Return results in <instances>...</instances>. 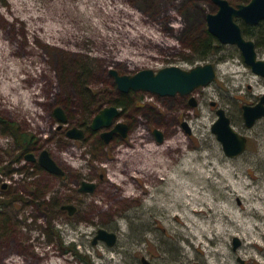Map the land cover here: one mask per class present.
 Wrapping results in <instances>:
<instances>
[{
  "label": "rangeland",
  "instance_id": "1",
  "mask_svg": "<svg viewBox=\"0 0 264 264\" xmlns=\"http://www.w3.org/2000/svg\"><path fill=\"white\" fill-rule=\"evenodd\" d=\"M78 1L82 3L74 0H18L17 4L20 2L21 5H14L0 0V18L7 22L0 23V31H6L1 42L6 48L1 51L0 60L4 66L15 68L17 73L11 75L7 70L4 75L0 73V120L12 121L16 126L10 128L0 121V197L4 195L1 191L3 182L12 188L8 196H64L62 182L44 172L34 173L25 167L29 161L22 157L17 159L19 149L15 140H19L21 134L38 136L56 158L66 156L59 137H52L58 124L53 118V106L62 104L69 95L76 102L74 93L66 88L67 82L58 88L53 79L54 72H60L56 66H60L62 55L50 52L33 40V6H43L47 11L53 8L58 18L67 11L69 15L82 19L81 23L75 22V25L82 26L81 30L102 33L106 39L101 43L104 59L110 54L118 57L124 48L128 55L140 59L136 64L121 63L122 71L130 66H147L151 60L174 63L181 61L179 56L189 58L190 45L197 37L206 34L205 15L217 9L211 0H109L110 6L129 9L132 17H139L140 23L129 26L135 35L131 38L133 36L128 37L123 32L125 25L120 28L109 25L108 21H114L120 14L109 15L107 11L111 8L106 0L95 9L90 0ZM228 1L234 4L241 0ZM21 8L25 12L20 11ZM22 16H26V20H22L25 17L19 19ZM124 19L131 20V17L125 16ZM22 31L24 34H20ZM140 31L151 32L156 39H148L140 35ZM256 51L258 57L264 59V47H257ZM205 62L215 66L216 77L208 85L186 95L197 100L194 109L185 105L177 108L181 99L186 101L177 95L152 101L156 108L168 112L167 116L150 114L146 119L145 111L141 110L129 143L132 146L137 143L134 146L137 151L133 153L145 149V154L139 159L130 156L133 154L129 153L130 149L121 151L125 164L130 165L128 171L114 169V165L104 160L102 152L99 166L105 181L101 196L108 201L103 203V212L114 209L118 203L120 210L130 208V203L123 201L124 197L114 189L120 187L118 182H128L132 186L137 179L146 195L138 217H132L129 210L128 218L119 217L114 221L120 234L113 248L101 244L94 248L96 252L87 251L91 264H142L141 257L151 264H221L223 260L226 264H264V209L257 206L264 201L259 198L264 195V117L246 127L241 114L243 104L256 103L264 92V77L251 71L239 49L232 44L218 42L206 60H199V64ZM19 64L24 67L22 70L18 69ZM100 74L101 84L111 83L104 71ZM211 101L224 108L234 129L246 136V149L241 155L227 157L211 131L216 118ZM70 110L72 113L78 111L76 106ZM183 121L190 128L189 132L183 127ZM147 126L162 130L161 143L150 136L149 142L142 145L145 140L140 138L147 132ZM73 145L72 152L79 153V148ZM152 145L160 148L152 149ZM192 153L194 160H191ZM80 154L81 158L84 157L83 150ZM7 164L23 166L25 171L7 172L3 170ZM198 164L203 166L204 176L200 183L191 184L184 172L193 166L198 168ZM154 170L157 176L151 175ZM182 170L183 176L180 175ZM179 192L183 193L180 200L177 198ZM202 194L205 199L200 197ZM252 206L255 209L248 212ZM191 209L200 211L191 213L188 211ZM101 223L111 225L106 213ZM234 237L240 240L237 248H233ZM248 241L253 243L249 245ZM220 247L225 251L224 256L217 253ZM207 249L211 253H207ZM24 256L34 263L30 252Z\"/></svg>",
  "mask_w": 264,
  "mask_h": 264
},
{
  "label": "flooded vegetation",
  "instance_id": "2",
  "mask_svg": "<svg viewBox=\"0 0 264 264\" xmlns=\"http://www.w3.org/2000/svg\"><path fill=\"white\" fill-rule=\"evenodd\" d=\"M74 1L75 3H82L78 0ZM90 1L92 8H98L103 3V0ZM211 1L218 9V5L213 0ZM248 1L241 0L233 4L227 0L234 7ZM107 2L109 0H106ZM107 4L109 5V3ZM109 7H113L110 11H107L109 15H115L118 12L117 15L120 14L119 18H121L108 21L109 25L119 28L120 25H125V31L123 32L128 34V37L133 36L129 26L140 23L139 17H132V12L129 9L124 8L129 12L123 14L118 11V6L109 5ZM75 8L73 6L74 10ZM87 9L89 8L87 7ZM32 13L33 40L45 46L50 52H58L62 55L60 66H56V69L59 68L60 72L59 74L54 72L53 79L58 88H62L63 84L67 82L66 88L74 93L76 102L69 95L62 104L55 103L53 106V118L58 124L52 137L56 135L59 137V142L64 148L66 156L57 157V160L51 150L45 144H42L41 139L35 134H29V141L27 142L21 143L15 140L19 149L17 159L22 157L29 161V165L25 167L31 169L34 173L44 172L50 178L62 182L64 196L23 197L18 194L8 196L7 194L12 189L10 184L7 182L1 184V191L4 195L0 197V264H91L88 259L90 256L86 254L87 251L96 252L94 248L101 244L113 248L120 234L114 221L118 220L119 217L128 218L130 216L127 214L129 210L132 217H138V212L143 207V199L146 195L144 187L137 179L135 183H131L132 186L128 182H118L120 187H114V189L120 194V197H124L123 201L130 203V208L120 210L118 203L113 207L114 209L103 212V203L108 201L101 196L102 183L105 181V175L99 166L102 164V152L104 151V160L114 165V169L128 171L130 165L125 164L126 160L124 157L122 158L121 151L126 149H130L131 152L129 153L137 151L134 148L137 143L132 146L129 142L137 119L142 114V109L146 113V119H149L150 114L167 116L168 112L163 111L162 108H156V104L152 101L155 100L154 98L177 95H180V98H186L185 102L182 99L180 100L177 108L185 105L194 109L198 104L193 96L188 98L186 95L178 93L161 96L131 88L123 91L117 84L115 76L133 75L142 69H151L156 72L166 66L190 69L199 65L200 59L193 42L187 54L189 58L186 55L179 56L181 61L174 63H158L156 60H151L150 63H147V66L132 68L130 66L122 71L120 69L121 63L136 64L140 59L128 55L125 48V51L118 57L115 58L112 56L113 54H110L104 59L101 43L103 39L105 41L106 39L102 37L103 34L90 29H86L87 31L81 30L82 26L75 25V22L81 23L82 21L78 16L69 15L66 11V13L62 12L58 18L55 16L53 8L47 11L43 6L36 5L33 6ZM125 16H130L131 20H123ZM2 21L7 23L0 18V23ZM236 21L240 24L242 20L236 19ZM205 25L204 29L207 30V24L205 23ZM0 33L5 37L6 31H0ZM138 33H142L140 35H144L148 39H156V35L151 32L140 31ZM20 34H24V32L22 31ZM134 36L131 38H134ZM17 67L19 70L24 68L20 64ZM103 71L110 79V84H101L102 82L99 81L98 75H101L100 73ZM49 79H51L49 82L52 83V78ZM191 98H193V101ZM34 104L40 106L41 103L34 102ZM72 106L77 107V113L71 112L70 108ZM217 106L216 103L213 107L216 109ZM110 107H114L117 111V115L112 119L111 124L108 127L92 128L93 119L103 109ZM57 109L61 110L64 121L59 120ZM0 121L10 128L16 127L12 121L4 122L3 119ZM182 125L188 132L190 131L186 122L183 121ZM155 129L158 130L156 127L147 126V132L140 138L145 140L143 146L149 142L150 136L156 142H162L157 140ZM159 130L163 140L164 134L160 128ZM106 138L108 139L106 140ZM71 145L79 148V153L74 154L70 149ZM44 149L48 151L49 157L54 161L55 171L45 168L40 163V154ZM82 150L84 151V157L81 158L80 153H82ZM140 150L130 156H137L140 159V155L145 154V149ZM62 159L63 161H61ZM143 160L145 161V158ZM25 167L7 164L3 167V170L13 173L25 171ZM128 188H131V190L128 191ZM104 213L108 215L111 225L101 223ZM40 220H42V225H39ZM104 235L105 239L102 237ZM109 235H112V244H108L111 238ZM27 252L32 254L31 257L34 263L28 261L24 256V253ZM148 262L151 264L149 260Z\"/></svg>",
  "mask_w": 264,
  "mask_h": 264
},
{
  "label": "water",
  "instance_id": "3",
  "mask_svg": "<svg viewBox=\"0 0 264 264\" xmlns=\"http://www.w3.org/2000/svg\"><path fill=\"white\" fill-rule=\"evenodd\" d=\"M213 1L218 5V9L214 13L206 14L207 31L218 42L235 45L239 49L244 63L250 67L251 71L264 77V59L258 57L254 41L244 36L240 24L236 21V19H240L246 24L255 25L264 20V0H249L237 7L230 5L227 0ZM215 77V66L211 62H206L190 69L177 66H166L156 72L151 69H142L133 75L115 76V79L123 91L131 88L164 96L177 93L188 95L194 89L208 85ZM191 100L193 101V98ZM210 105L215 106L216 102L211 101ZM57 111L59 120L64 121L61 110L57 109ZM215 114L216 118L211 124V131L220 142L224 154L227 157L241 155L246 149V136L234 129L224 108L217 106ZM116 115L117 111L114 107L105 108L93 119L91 127H108ZM262 117H264V92L256 103L242 105V118L246 127L253 126ZM154 131L157 134V140L162 141L160 131L156 129ZM40 163L51 171L55 168L54 161L45 149L41 151ZM102 237L105 239V235ZM110 237L108 244L113 243L112 235ZM232 244L233 248H237L240 240L234 237ZM141 261L142 264H149L144 257L141 258Z\"/></svg>",
  "mask_w": 264,
  "mask_h": 264
},
{
  "label": "trees",
  "instance_id": "4",
  "mask_svg": "<svg viewBox=\"0 0 264 264\" xmlns=\"http://www.w3.org/2000/svg\"><path fill=\"white\" fill-rule=\"evenodd\" d=\"M240 27L242 33L246 38H250L254 41L256 48L264 47V20H261L255 25H249L240 21ZM205 35L197 37L194 40V48L197 50V54L200 60H206L211 55L216 47L218 40L205 30ZM20 135V134H19ZM28 134H21L18 138L19 142H27Z\"/></svg>",
  "mask_w": 264,
  "mask_h": 264
},
{
  "label": "bare ground",
  "instance_id": "5",
  "mask_svg": "<svg viewBox=\"0 0 264 264\" xmlns=\"http://www.w3.org/2000/svg\"><path fill=\"white\" fill-rule=\"evenodd\" d=\"M7 2H9L10 4H14V5H21V3L19 2V4H17L18 3V0H7ZM105 7H107V6H105ZM109 8H111V7H109ZM113 8V7H112ZM111 8V9H112ZM116 8V7H115ZM117 9V8H116ZM20 11H23L22 10V8L21 9H19ZM118 11H120V12H123V13H127V12H129V11H127L126 9H121V8H119V10ZM23 12H25V11H23ZM16 17H18V15H16ZM25 17V18H24ZM22 18H24V19H22ZM19 19H22V20H26V16H22L21 18L19 17ZM119 19H121V18H119ZM123 20H124V18H123ZM124 22V21H123ZM5 37H4V35H1V33H0V57H2V55L1 54H3V53H1V51L3 50L4 51V49L6 48L4 45H2L1 44V42H2V40L4 39ZM10 71V73H11V75H17V73H16V69L15 68H12V67H10L9 65H3L2 63H1V60H0V73H3V74H6L7 73V71ZM1 78V77H0ZM9 81H10V83H14V81L13 80H11L10 78H9ZM181 143H182V141H181ZM181 145V144H180ZM179 145V146H180ZM181 147V146H180ZM151 148L152 149H156V148H160V147H156V146H154V145H152L151 146ZM182 148V147H181ZM191 156V160H194L195 158H194V156H193V153L190 155ZM200 156V155H199ZM200 159V158H199ZM185 170V169H184ZM184 170H182V172H180V175L181 176H183V172H184ZM185 173V175H186V177L189 179V181L191 182V184H197V183H200L201 182V179L203 178V174H204V170H203V166H201V165H199L198 164V168L196 167H192L188 172H184ZM151 175L152 176H157V171H151ZM248 194H250V193H248ZM181 197H183V193L182 192H179L178 194H177V198H178V200H180L181 199ZM201 198H203V199H205V194H202L201 196H200ZM249 197V196H248ZM259 198H261L262 200L264 199V195L263 196H261V197H259ZM261 205H257L259 208H261V209H264V201H261V202H259ZM252 209H255V207L254 206H252L251 208H249L248 209V212L249 211H251ZM194 209H191V210H188L189 212H199L200 210H196V211H193ZM197 227V226H196ZM258 230H260L259 228H258ZM263 235H264V233H263ZM247 237H249L248 235H247ZM253 243V241H248V244L249 245H251ZM207 253H211V250L210 249H207ZM217 253L220 255V256H224V254H225V251H224V249L222 248V247H220L218 250H217ZM221 264H226V262H225V260H223L222 262H221Z\"/></svg>",
  "mask_w": 264,
  "mask_h": 264
}]
</instances>
